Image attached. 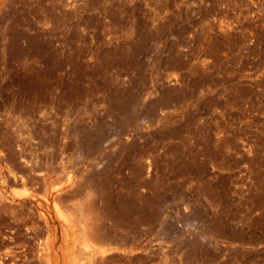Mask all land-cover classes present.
<instances>
[{
	"label": "rangeland",
	"instance_id": "rangeland-1",
	"mask_svg": "<svg viewBox=\"0 0 264 264\" xmlns=\"http://www.w3.org/2000/svg\"><path fill=\"white\" fill-rule=\"evenodd\" d=\"M0 264H264V0H0Z\"/></svg>",
	"mask_w": 264,
	"mask_h": 264
}]
</instances>
